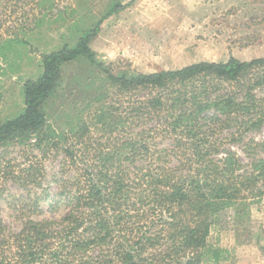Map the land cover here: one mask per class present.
<instances>
[{
	"label": "trees",
	"instance_id": "16d2710c",
	"mask_svg": "<svg viewBox=\"0 0 264 264\" xmlns=\"http://www.w3.org/2000/svg\"><path fill=\"white\" fill-rule=\"evenodd\" d=\"M136 1L113 0L74 47L42 54V75L24 84L23 112L0 123V149L26 150L23 161H0V196L9 183L38 190L16 200L25 217L18 233L0 220V264L225 261L228 250L209 245L212 228L224 211L264 199V159L245 164L226 148L264 131V58L114 74L90 45L103 20ZM64 11L55 0H0V63L15 46H29L28 35L47 17ZM82 58L106 75L108 86L88 92L69 144L51 129L43 106L63 66ZM29 146L62 151L61 172L74 176L56 179V190L45 188Z\"/></svg>",
	"mask_w": 264,
	"mask_h": 264
},
{
	"label": "rangeland",
	"instance_id": "374dc122",
	"mask_svg": "<svg viewBox=\"0 0 264 264\" xmlns=\"http://www.w3.org/2000/svg\"><path fill=\"white\" fill-rule=\"evenodd\" d=\"M55 1L65 11L47 17L28 35L29 46H15L1 60L0 123L23 112L24 84L42 75L41 55L66 45L74 47L85 31L103 19L113 2ZM90 46L114 74L128 76L179 69L201 61H227L231 56L241 61L264 58V0H137L103 20L102 31ZM62 72L58 88L43 111L51 129L56 134L64 133L71 144L72 130L80 124L86 102L92 97L88 92H102L108 80L83 58L65 64ZM263 142L264 131L253 132L244 142L227 144L226 148L246 164L264 159ZM163 145L167 147L169 142L163 141ZM245 149L253 151V156L249 158ZM25 151L21 147L0 149V161H23ZM27 151L30 160L42 166L45 188L56 190V179L74 176V171L61 172L65 169L62 151L42 153L32 146ZM32 189L29 193L9 183L8 191L0 196V220L7 232L21 230L25 217L16 208V200L33 197L38 190ZM217 223L208 242L214 248L228 250V259L205 260L203 264H264V199L248 208L224 211Z\"/></svg>",
	"mask_w": 264,
	"mask_h": 264
}]
</instances>
